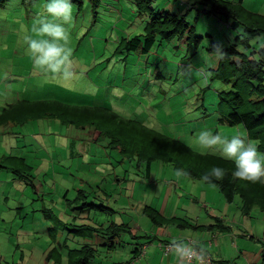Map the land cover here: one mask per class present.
Instances as JSON below:
<instances>
[{"label":"rangeland","instance_id":"obj_1","mask_svg":"<svg viewBox=\"0 0 264 264\" xmlns=\"http://www.w3.org/2000/svg\"><path fill=\"white\" fill-rule=\"evenodd\" d=\"M82 1L80 8L72 0H8L0 8V81H11L0 87L9 90L0 92V111L21 99L76 106L106 104L122 118L139 120L197 152L218 155L264 177V156L256 150L257 143L247 139L243 126L220 122L232 106L219 107L218 94L230 87L209 80L210 69H216L220 57L206 53L207 41L195 59L186 44L181 47L178 41L157 46L144 56L121 53L122 39L144 34L148 16L140 15L131 0L111 1L96 11L88 0ZM231 1H242L247 10L264 15V0ZM193 3L154 0V8L186 16L197 34L210 35L214 42L228 46L238 33L224 19L189 12ZM252 45L263 49L264 38ZM70 128L52 118L29 120L12 128L20 134L18 139L8 135L3 142L0 139V162L2 155L13 152L6 141H19L23 154L14 147L13 156L24 158L28 166L19 160L15 164L24 171L32 168L22 181L11 170L0 169V264H68V252L84 245L97 250L90 264H127L133 249L145 242L134 235L158 239L192 235L195 240H207L208 227L216 225V218L230 225L246 220L249 230L242 232H247L248 239L254 237L250 223L259 222L260 210L250 215L254 221L246 218L239 198L228 204L216 185L178 177L170 165H153L154 175L148 179L144 166L138 168L137 161L124 158L119 149H108L109 140H94L92 133L75 127L68 139ZM5 130L12 132L10 127ZM170 186L173 192L167 198ZM78 202L106 210L82 212ZM146 208L174 220L157 226L144 213ZM45 210L53 217L47 219ZM159 215L156 218L161 220ZM112 224L125 225L126 232L111 238L114 233L94 231ZM82 225L87 228H79ZM166 228L167 234L161 235ZM230 238L234 242L229 241V247L235 252L236 238L243 237L232 233ZM249 240L244 242L247 248ZM250 243L257 249L264 245L262 240ZM156 245H149L147 252L155 251ZM55 247L62 254L61 263L54 252L50 255ZM80 257L75 254L73 259Z\"/></svg>","mask_w":264,"mask_h":264},{"label":"trees","instance_id":"obj_2","mask_svg":"<svg viewBox=\"0 0 264 264\" xmlns=\"http://www.w3.org/2000/svg\"><path fill=\"white\" fill-rule=\"evenodd\" d=\"M7 1L0 0V8H4ZM111 1L116 0H88L95 11ZM131 1L137 7L140 15H146L150 20L145 26L144 34L131 39H122L120 42L122 48L118 47V50L120 52L128 51L130 54L137 51L150 54L157 46L178 41L181 47L186 44L192 58L195 59L207 41L209 51L206 50V53H218L217 55L220 57L216 69H210L209 80L220 81L222 85L230 87L228 92L224 91L219 94V107L230 104L232 112L222 115L220 122L222 125L230 127L243 126L247 139L255 141L257 143L256 150L264 156V48L257 50L252 45L255 40L264 38V15L247 10L242 1L193 0L194 3L189 7V12L196 10L208 18L224 19L230 29L238 33L228 46L223 47L214 42L210 35L197 34L195 26L187 21L186 16L155 9L154 0ZM72 2L80 8L84 5L82 0H72ZM51 118L66 126L94 130L95 140L101 138L109 140L108 149H119L124 158L137 161L138 168L144 166L146 178L152 174L153 165L157 163L170 165L174 172L178 173V177L200 180L209 186L216 185L228 204H233L239 198L242 216L249 218L255 209L264 213L263 176H254L247 168H242L237 163L218 155L197 152L181 139L145 125L139 120L122 118L113 110L112 106L109 108L106 104L76 106L48 100L35 103L20 101L3 109L0 114V126L6 127L18 123L25 125L29 120L38 121ZM1 158L0 169L11 170L18 175V179L21 181L28 174L27 170H32V168H28L24 171L18 163L15 164L19 160L24 166H28L24 158L10 155L1 156ZM7 162L9 164H6ZM167 182L175 184L173 181L167 180ZM33 187L36 188L34 184ZM78 200H80L79 197L75 201ZM77 205L82 212L90 213L94 209L106 210L105 207H98L93 203L80 204L78 202ZM144 213H147L157 226H164L174 220V218L168 219L162 214H160L161 220H158L156 216L159 213L151 208H146ZM45 217L50 219L53 216L45 210ZM125 227V225L112 224L107 229L93 230L103 235L105 232L106 234L114 233L111 238H118L122 232H126ZM79 228H87V226L82 225ZM208 229L210 231L216 229L225 233L230 230V227L226 226L224 220L216 218V225H211ZM133 237L145 240L141 243L142 247L159 240L154 235L143 237L134 235ZM111 245L115 246V244ZM142 249L139 248V245L133 249L132 261L139 259ZM53 252L58 256V263H61L63 258L58 247L52 250L51 256ZM75 254H79L83 258L80 257L75 261L73 259ZM96 254V248L84 245L80 250L68 252V264H90ZM1 260L0 255V262ZM224 263L226 264V262Z\"/></svg>","mask_w":264,"mask_h":264},{"label":"crops","instance_id":"obj_3","mask_svg":"<svg viewBox=\"0 0 264 264\" xmlns=\"http://www.w3.org/2000/svg\"><path fill=\"white\" fill-rule=\"evenodd\" d=\"M128 39H131V38H128ZM137 52H139V51H137ZM124 53H126V54L128 53L130 55V53L128 51L127 52L125 51ZM139 53H141V52H139ZM141 54L143 56L145 55L143 53H141ZM116 65H117V63L115 64V66ZM7 83L10 84L11 81L10 82L0 81V87L1 86H7ZM8 86H13V85H8ZM1 91L3 93H6L9 90L7 88H4V89H0V92ZM221 92H219V94ZM20 101H23V99H21ZM20 101H18V102H20ZM33 103H35V102H33ZM3 109H5V108L1 109L0 114L3 111ZM126 119H129V118H126ZM16 126H22V124L19 125V123H18L17 125L6 126V128L10 127L12 132H7L5 130V126H0V128H4L2 131H0L1 142H3V140H5L4 136H6V135L10 136L12 139H18V136H20V134L18 132H14V130L12 129V128H15ZM72 128H70L69 133H67L65 135V137H68V139H70L71 132H75ZM87 132L91 133L90 129H86V128L83 129V133H87ZM7 141H6V144L9 145L10 148L13 150V152H9V154H10V156L15 157V156H13L14 155V149L15 148L18 149V147H20L18 145L19 141L15 142V141L10 140L11 144L8 143ZM16 143H17V145H16ZM23 149H24L23 147L21 150L18 149L21 155L23 154ZM4 156H6V154L2 155V157H4ZM3 171H5V170H3ZM30 175H31V173H30ZM152 175H154V174L152 173L151 175H149L148 179H150L152 177ZM25 178H23V179H25ZM16 179H17V176L14 177V180H16ZM172 192H173V186H170L166 197L169 198L171 196ZM9 198H10L9 196L5 197V200H8ZM260 215H261V217H260V220L257 224H255V223L253 224V222L250 223V228H251V230H253L254 237L250 236L249 239L255 240V242L257 244H260L261 240L264 241V213L261 212ZM250 218H251V220H253L252 217H250ZM239 222H240L239 219L235 220V222H233L231 225L228 224V222H225L226 226L230 227V230H228L225 233L220 232V230H212L210 232L207 240H195V239H193L192 235L188 238H178V237L173 238L172 237V239L168 238L166 236L163 238V240L161 242L165 245L166 244L167 245L177 244L180 246H185L187 244V240L192 239L193 241L196 242V245L199 248L203 249L205 251V253H209L217 261L226 262L227 264H264V254H263L264 245H262L260 249L253 248V245L250 243V240L248 239L247 232H242V229L249 230L248 229V223L246 222V220H243L242 225L239 224ZM187 227H189V226H187ZM259 227L261 229L259 231H257V228H259ZM182 229L185 230L186 228H182ZM241 232H242V234H241ZM232 233H237V235L239 237H243L242 240H240V238H236L235 242H236L237 248L235 250H237V251H235V252H232L231 248L229 247V241H231V244H232V242H234L231 240L232 238H230L232 236ZM162 234H164V235L167 234V228L165 230H163ZM246 240H249V248H247L246 244L244 243V242H246ZM162 243H160L159 240L156 241L155 243H153V244H158L159 247L156 245L157 249L151 253L149 251L147 252V250H148V246H147L144 256L141 257L142 254L139 256V257H141L140 258L141 260L139 259L141 264H155V263L156 264H184L183 259L179 256V254L177 252H174L171 255H166L163 252V250L161 249ZM153 244H150V246H152ZM150 255H151L152 259H150ZM132 258L130 259L131 262H132ZM144 260L146 261V263H144ZM148 262H152V263H148ZM195 264H200V263L196 262Z\"/></svg>","mask_w":264,"mask_h":264},{"label":"built area","instance_id":"obj_4","mask_svg":"<svg viewBox=\"0 0 264 264\" xmlns=\"http://www.w3.org/2000/svg\"><path fill=\"white\" fill-rule=\"evenodd\" d=\"M172 250V247L167 248V252ZM177 251L184 255V264H194L195 262L200 264H223L222 262H216L211 256L206 255L202 250L195 246L187 249L178 248Z\"/></svg>","mask_w":264,"mask_h":264},{"label":"clouds","instance_id":"obj_5","mask_svg":"<svg viewBox=\"0 0 264 264\" xmlns=\"http://www.w3.org/2000/svg\"><path fill=\"white\" fill-rule=\"evenodd\" d=\"M8 2V1H7ZM6 6H7V4H6ZM5 6V7H6ZM144 124V123H143ZM146 125V124H145ZM86 129H90V128H86ZM90 131H91V133H92V135L93 136H95V133H94V130H92V129H90ZM94 140H95V138H93ZM84 146V145H83ZM82 146V147H83ZM162 235H164V234H162ZM163 238L164 237H162V238H159V241L161 240H163ZM160 241V243H162ZM197 247L198 249H200V250H202L204 253H205V251L203 250V249H201V248H199L197 245H196V242L195 241H193L192 239H190V240H187V244L185 245V246H180V245H177V244H170V245H165V244H161V249L163 250V252L166 254V255H171L172 253H174V252H177L178 254H179V256L184 260V255L182 254V253H180V252H178L177 251V249L178 248H181V249H187V248H192V247ZM147 246H149V245H147ZM147 246H144V247H142L143 249H142V253H140V255L142 254V256L141 257H143L144 256V254H145V250H146V247ZM168 247H172L173 248V250L172 251H170V252H167V248ZM206 255H209V256H211L209 253H205ZM141 257H138L139 259L141 258ZM212 257V256H211ZM213 258V257H212ZM138 259V260H139ZM214 259V258H213ZM215 260V259H214ZM216 262H220V261H217V260H215ZM130 264H137V260H135V261H132V262H129ZM196 263V262H195ZM198 263V262H197Z\"/></svg>","mask_w":264,"mask_h":264}]
</instances>
